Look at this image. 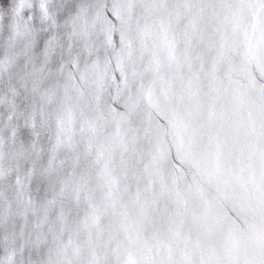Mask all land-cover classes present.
<instances>
[{"label":"water","instance_id":"water-1","mask_svg":"<svg viewBox=\"0 0 264 264\" xmlns=\"http://www.w3.org/2000/svg\"><path fill=\"white\" fill-rule=\"evenodd\" d=\"M0 264H264V0H0Z\"/></svg>","mask_w":264,"mask_h":264}]
</instances>
